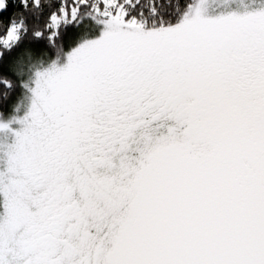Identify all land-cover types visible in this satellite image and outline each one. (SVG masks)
I'll use <instances>...</instances> for the list:
<instances>
[{
  "label": "snow or ice",
  "instance_id": "1",
  "mask_svg": "<svg viewBox=\"0 0 264 264\" xmlns=\"http://www.w3.org/2000/svg\"><path fill=\"white\" fill-rule=\"evenodd\" d=\"M20 5L0 264H264V0Z\"/></svg>",
  "mask_w": 264,
  "mask_h": 264
},
{
  "label": "trees",
  "instance_id": "2",
  "mask_svg": "<svg viewBox=\"0 0 264 264\" xmlns=\"http://www.w3.org/2000/svg\"><path fill=\"white\" fill-rule=\"evenodd\" d=\"M56 0H53V3H55ZM14 13H23L24 16L30 17L29 23L31 24L34 20V16L31 12H25L20 5V0H6V8L3 10H0V19L5 20V22L13 17ZM73 26L68 25L65 29H62V32H68ZM40 46H34L31 41H25L24 43H21L18 45L13 51H12V57L18 56V54L25 52V51H33L36 50ZM33 48V49H32ZM7 57V54H6ZM7 77H10V79L13 81V87L12 88H5L2 84H0V113H3V115H7L10 110V106L15 100L16 97L19 95V84L16 81V77L14 75L6 74Z\"/></svg>",
  "mask_w": 264,
  "mask_h": 264
},
{
  "label": "rangeland",
  "instance_id": "3",
  "mask_svg": "<svg viewBox=\"0 0 264 264\" xmlns=\"http://www.w3.org/2000/svg\"><path fill=\"white\" fill-rule=\"evenodd\" d=\"M31 53H32L31 51H25V52H22V53L18 54V56H16V57H20V56H23L24 57L25 55H27V57H28V55L31 54ZM64 62L65 61L62 60L61 63H60V65H58V66H63V63ZM7 78L10 79V77H7ZM20 95H21V89L19 91L18 97H16L15 100L13 101V103L11 104L9 113L7 115H4L5 117L8 116V115H10L12 113L13 107L16 104V102H17V100H18V98H19ZM23 111L24 110H21V113H20L21 115H23Z\"/></svg>",
  "mask_w": 264,
  "mask_h": 264
},
{
  "label": "clouds",
  "instance_id": "4",
  "mask_svg": "<svg viewBox=\"0 0 264 264\" xmlns=\"http://www.w3.org/2000/svg\"><path fill=\"white\" fill-rule=\"evenodd\" d=\"M23 59H24L25 64H27V63H28V57H27V55H25V56L23 57Z\"/></svg>",
  "mask_w": 264,
  "mask_h": 264
}]
</instances>
